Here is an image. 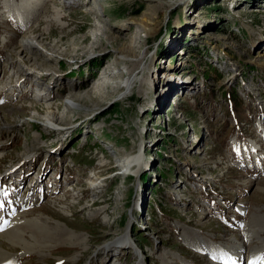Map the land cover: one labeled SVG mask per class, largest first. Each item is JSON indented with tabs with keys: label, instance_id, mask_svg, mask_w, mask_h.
Returning a JSON list of instances; mask_svg holds the SVG:
<instances>
[{
	"label": "rangeland",
	"instance_id": "obj_1",
	"mask_svg": "<svg viewBox=\"0 0 264 264\" xmlns=\"http://www.w3.org/2000/svg\"><path fill=\"white\" fill-rule=\"evenodd\" d=\"M23 1L0 0V188L19 180L6 236L28 220L43 233L0 237V264H210L221 245L264 262V148L251 166L243 154L264 145V0H53L30 32L8 10ZM96 25L120 43L86 50ZM128 26L144 94L95 71H124Z\"/></svg>",
	"mask_w": 264,
	"mask_h": 264
},
{
	"label": "bare ground",
	"instance_id": "obj_2",
	"mask_svg": "<svg viewBox=\"0 0 264 264\" xmlns=\"http://www.w3.org/2000/svg\"><path fill=\"white\" fill-rule=\"evenodd\" d=\"M38 1H40L41 2V5L39 6V7H37V8H35L34 9V12H33V14H34V18H36L42 11H43V8H44V6L48 3V2H52L53 0H27V4L29 5V4H35L36 2H38ZM70 1H72L73 2V0H70ZM90 2V0H88V3ZM165 5H166V3H161V6L160 7H165ZM13 6H10L9 8H8V10H10V11H13ZM54 15H53V18H50L49 20H47V25H52V24H54L55 22H58V21H60L62 18H61V15H59V12H58V10L57 9H55L54 8ZM89 12H93V13H95L94 12V9L93 8H90L89 9ZM36 14V15H35ZM33 19V18H32ZM37 19H33V20H31L30 22H26L25 21V23H27V25L24 27L25 29L27 28V30L26 31H28V32H30V31H32L31 29H29V27H30V23H32V21H36ZM16 22H18V23H20L19 21H17V20H15ZM21 24V23H20ZM97 26V29H98V33H96L95 34V36L94 37H91L90 38V40H89V43H88V45H87V47H86V50H90V51H95V49L96 50H98V49H100L102 46H106V47H109V46H112L113 47V45L112 44H119L120 43V40H118V39H115L114 38V36L112 35V34H110L109 32H108V30L105 28V27H102V26H98V25H96ZM96 26H94V27H96ZM128 31H127V33L125 34V38H123L122 40L124 41V42H126L128 45H127V48H126V54H124V53H121V56L120 57H118L117 59H118V63L120 64V65H122L123 66V69H124V71H122V70H119L118 69V71H115V68L118 66L117 64L115 65L114 63H112L111 65H104L103 66V73H101V76H102V78H100L101 80H104V79H106V80H108V79H110L111 80V78H115V77H118L119 79H121V81H123V83H120L121 81H114V80H111L112 81V83H108L109 84V86H110V88L112 89V90H116L117 88H119V87H121L122 89H125L126 91H129L130 89H131V87L134 85V84H136L137 85V87H138V91H139V93L141 94H144V90H143V85L145 84V82H146V79L145 78H142V77H140V76H138V73L140 72V61L138 60V59H131L130 57H132L133 56V53H134V48L135 47H137V45L136 44H133V43H130V42H127L128 41V39L129 38H131V36H130V34L132 33V31H133V28L131 27V26H128V29H127ZM153 32V31H152ZM23 39H24V41L21 43V46L22 45H24L25 43H26V39H27V36H24L23 37ZM35 40V39H34ZM37 43H39V42H41V40H39V38H37L36 40H35ZM107 41V42H106ZM110 41H111V43H110ZM85 42V40H83L82 42H81V44L82 43H84ZM78 45H80V43L78 42ZM55 46L56 45H54V46H51V50L52 51H50L51 53L50 54H54V52H55ZM21 52L22 53H25L24 52V48L21 50ZM118 53V52H117ZM27 55V54H26ZM23 56V55H22ZM106 56H110V55H106ZM22 59V58H21ZM29 60L28 59H23L22 60V63L23 64H25V63H27ZM112 65H114V67H112ZM116 66V67H115ZM34 67V66H33ZM112 67V68H111ZM21 70V69H20ZM5 72V71H4ZM21 72V71H20ZM100 80V81H101ZM98 81V80H97ZM109 81V80H108ZM94 88H93V93L94 94H96L97 92H98V90L100 89V86H102V87H106L107 85H102V84H99L98 82L97 83H95V85H92ZM93 100H96V98H94ZM163 99H161V100H158V99H156V101H158V102H160V103H162L163 101H162ZM57 119H59V118H54L53 119V116H51V115H49V116H47L45 119H44V122L42 123V126L43 127H53V126H55L56 125V120ZM250 152H252L251 150H250ZM254 152V151H253ZM257 152V151H256ZM138 155L139 154H136V155H132V156H127L126 158H124V160H123V162L121 163L122 164V166H123V168L126 170V171H132V167H133V164H138L139 162V160H138ZM141 157V156H140ZM15 170L13 169V170H11L10 172H8L9 174H12L13 172H14ZM4 176L5 175H2V179L4 178ZM3 180H5V179H3ZM92 181V183L90 184V187L93 189V188H95V181L94 180H91ZM30 222V220H28V223ZM27 223V225L29 226L31 223H29L28 224ZM16 224V223H15ZM38 223L36 222V224H35V222L34 223H32L31 225H30V227L28 228V226L27 227H23V228H20L19 226H18V229H19V231L18 232H14L13 231V233L11 232L10 233V238L11 239H9V241H10V244H12V245H16V244H14L15 242H17L18 243V245H22L23 243H21L20 244V240L19 241H17L18 239H17V237L19 238V239H21L22 240V238H23V233H27L28 232V230L29 229H32L33 230V235L34 234H36V233H43V228H42V226H39L38 227V229L36 228V225H37ZM22 225V224H21ZM25 226V225H24ZM38 226V225H37ZM15 227V225L12 227V229ZM1 228H2V226H1V224H0V237H3V235H4V237H5V239H6V237L7 238H9L8 236H6V234H7V230H6V232L5 233H3V232H1ZM11 228V227H10ZM16 229V228H15ZM24 229V230H23ZM28 229V230H27ZM10 230V229H9ZM8 230V231H9ZM20 230H22V232L23 233H20ZM245 231H244V237H246V240H252V239H255V242H256V244L258 245L259 243L258 242H260L261 241V238H260V232L259 231H262V227H261V224L260 223H258V222H256V221H254V225H253V228L248 224L246 227H245V229H244ZM10 231H12V230H10ZM9 231V232H10ZM250 231V232H249ZM44 234H46V235H48V236H46V237H48V239H50V232H47V231H45V233ZM8 235H9V233H8ZM22 235V236H21ZM40 235H42V234H40ZM43 236V235H42ZM13 237H15L17 240H15V238L14 239H12ZM45 237V238H46ZM41 238V237H40ZM24 239V238H23ZM38 241H40V240H38ZM42 241V240H41ZM44 241V240H43ZM50 241V240H49ZM33 242V241H32ZM45 242H47V240L45 241ZM128 242V238H127V232L125 231V232H123L121 235H119L116 239H112L111 240V243H110V246H112V247H115V248H118V247H120V246H123L124 244H126ZM243 242V249L242 250H245V247H246V243H247V241H242ZM48 243V242H47ZM261 243L262 242H260V246L259 247H257L256 249H260L261 248ZM39 244V243H38ZM45 244V243H44ZM28 245V244H27ZM39 246V245H38ZM22 247V246H21ZM36 247V246H35ZM40 247V246H39ZM46 247V246H45ZM23 248L24 249H26V248H29L28 246H23ZM37 248V247H36ZM231 248H233V245L231 246ZM141 249V248H140ZM140 249H138V251H140V253H141V250ZM233 250V249H232ZM238 250H240V248H238ZM201 251H204V252H206V253H210L211 251H212V249L210 248V249H207V248H204L203 246H201ZM238 252H240V251H237V253ZM24 253V252H23ZM25 255V254H24ZM141 255V254H140ZM137 257H140V256H137ZM236 257L234 256V259H235ZM251 259H254L255 261H256V259L257 258H251ZM240 261H241V257H239V258H237V260L235 261V264H239L240 263ZM2 263V262H1ZM225 263V260L223 259V258H218V262H217V264H224ZM259 263H261V262H259ZM8 264V263H7ZM138 264H142V258L140 257V261L138 262ZM255 264H257V261L255 262Z\"/></svg>",
	"mask_w": 264,
	"mask_h": 264
}]
</instances>
